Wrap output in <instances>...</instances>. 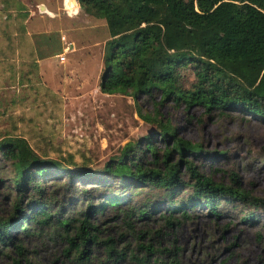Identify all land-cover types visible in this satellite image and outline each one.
I'll use <instances>...</instances> for the list:
<instances>
[{
  "label": "trees",
  "instance_id": "16d2710c",
  "mask_svg": "<svg viewBox=\"0 0 264 264\" xmlns=\"http://www.w3.org/2000/svg\"><path fill=\"white\" fill-rule=\"evenodd\" d=\"M78 1L108 25L101 91L132 96L157 132L126 143L99 169L73 154L40 153L21 135L2 137L0 255L6 264H36L24 238L57 235L66 264H183L182 248L164 240L197 207L218 218L239 205L264 209V198L236 174L232 184L207 175L196 163L203 145L179 136L161 108L173 102L264 120V0ZM254 211L243 220L257 221Z\"/></svg>",
  "mask_w": 264,
  "mask_h": 264
},
{
  "label": "rangeland",
  "instance_id": "374dc122",
  "mask_svg": "<svg viewBox=\"0 0 264 264\" xmlns=\"http://www.w3.org/2000/svg\"><path fill=\"white\" fill-rule=\"evenodd\" d=\"M46 2L43 5H48V13L38 6L34 16L45 15L49 25L60 24L51 35L55 43L51 56L63 50L61 37L77 40V50L68 55L67 63L58 66L53 61V67L64 72L73 66V72L55 80L58 88L40 77L0 78V139L21 135L40 153L53 158L73 154L78 163L99 169L126 143L156 134L157 127L139 116L132 96L101 91L106 42L110 38L106 20L86 14L82 8L75 15L76 11L65 5L66 0H62L60 9ZM141 103L144 110L153 112L155 106L144 97ZM161 111L163 119L177 127L179 136L203 145L206 153L196 163L207 175L232 184L236 174L244 189L264 198L262 118L238 112L211 116L201 106L187 108L173 102H166ZM155 138L164 148L160 137ZM214 152L225 154L212 158ZM249 211L257 214V221L243 220L242 213ZM104 226L114 234L118 227L111 221L104 222ZM53 238H24L27 255L36 264H66L63 243L57 235ZM174 240L182 248L183 264H264V209L239 205L216 218L197 207L174 236H166L164 244L169 246ZM7 262V256L0 255V264ZM136 262L126 259L116 264Z\"/></svg>",
  "mask_w": 264,
  "mask_h": 264
},
{
  "label": "crops",
  "instance_id": "0c3cea01",
  "mask_svg": "<svg viewBox=\"0 0 264 264\" xmlns=\"http://www.w3.org/2000/svg\"><path fill=\"white\" fill-rule=\"evenodd\" d=\"M46 1L51 5L56 4L58 9L61 7L62 0L59 2L56 0H0V78L15 77L18 80H25L40 77L50 86L58 88L55 80L58 77L69 76L73 72V66L64 72L53 67V61L58 66L67 63L68 55L77 50L75 45L77 40L63 34L73 43V50L66 51L67 42L63 40V50L57 52L55 57L51 56V49L55 45L51 35L60 24L57 22L56 26L49 25L44 21L45 15L43 18L34 16L38 6L42 12L48 13V5H43L47 3ZM77 2V5L73 7L67 6V0L65 2L67 8H73L72 11H76L75 15L81 11L80 3L78 0ZM19 12L28 14L22 16L18 14ZM21 17L23 20L19 19ZM61 53L66 54L67 58L64 62L60 61Z\"/></svg>",
  "mask_w": 264,
  "mask_h": 264
},
{
  "label": "built area",
  "instance_id": "2783aa9c",
  "mask_svg": "<svg viewBox=\"0 0 264 264\" xmlns=\"http://www.w3.org/2000/svg\"><path fill=\"white\" fill-rule=\"evenodd\" d=\"M62 39L65 42H67V50L66 51H72L73 50V43L71 41H68L67 38H66V36H63ZM59 57H60V61L61 62H64L66 60V58H67L65 53H61L59 55Z\"/></svg>",
  "mask_w": 264,
  "mask_h": 264
},
{
  "label": "water",
  "instance_id": "95a60500",
  "mask_svg": "<svg viewBox=\"0 0 264 264\" xmlns=\"http://www.w3.org/2000/svg\"><path fill=\"white\" fill-rule=\"evenodd\" d=\"M77 0H67V6L69 7H73L75 5H77Z\"/></svg>",
  "mask_w": 264,
  "mask_h": 264
}]
</instances>
